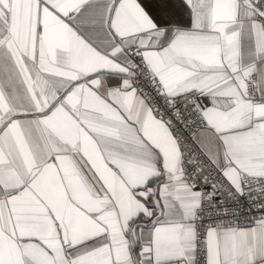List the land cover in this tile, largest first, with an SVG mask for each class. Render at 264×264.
Masks as SVG:
<instances>
[{"label": "snow or ice", "instance_id": "1", "mask_svg": "<svg viewBox=\"0 0 264 264\" xmlns=\"http://www.w3.org/2000/svg\"><path fill=\"white\" fill-rule=\"evenodd\" d=\"M0 264H264V0H0Z\"/></svg>", "mask_w": 264, "mask_h": 264}]
</instances>
